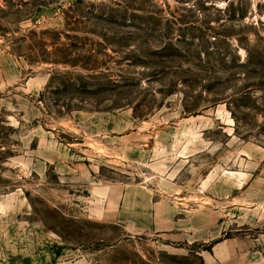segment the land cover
I'll return each instance as SVG.
<instances>
[{
	"label": "rangeland",
	"instance_id": "obj_1",
	"mask_svg": "<svg viewBox=\"0 0 264 264\" xmlns=\"http://www.w3.org/2000/svg\"><path fill=\"white\" fill-rule=\"evenodd\" d=\"M112 184L264 264V0H0V264H201L95 219Z\"/></svg>",
	"mask_w": 264,
	"mask_h": 264
},
{
	"label": "crops",
	"instance_id": "obj_2",
	"mask_svg": "<svg viewBox=\"0 0 264 264\" xmlns=\"http://www.w3.org/2000/svg\"><path fill=\"white\" fill-rule=\"evenodd\" d=\"M96 190V196L102 202L105 201V205L101 209L91 208V213L99 216L95 219L119 227L122 237L145 236L164 241L167 245L180 243L174 248L173 254L192 252L201 264H262L258 254L254 253L252 241L213 236L209 219L196 223L190 214L176 213L169 201L156 197L145 187L112 184L97 187ZM212 239L216 240L208 248L187 249L195 242H208ZM181 243L184 246H179Z\"/></svg>",
	"mask_w": 264,
	"mask_h": 264
}]
</instances>
